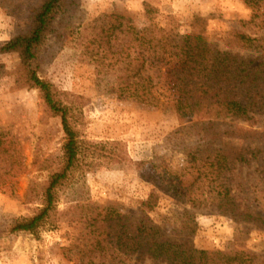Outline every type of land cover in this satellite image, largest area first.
<instances>
[{
    "label": "rangeland",
    "instance_id": "1",
    "mask_svg": "<svg viewBox=\"0 0 264 264\" xmlns=\"http://www.w3.org/2000/svg\"><path fill=\"white\" fill-rule=\"evenodd\" d=\"M43 1L0 0V48L30 30L29 15ZM145 4L156 23L166 26L172 18L181 34L192 32L199 17L214 49L241 54L255 66L264 63V0H65L34 68L69 109L78 160L55 191L52 221L36 235L12 233L15 222L42 208L38 186L65 166V134L40 91L22 79L19 56L0 54V264H81L76 249H84L81 235L88 231L81 216L88 212L75 207L92 208L90 215L102 220L109 213L139 217L152 193L158 204L149 217L172 242L206 252L249 251L264 264V225L236 220L219 207L229 196L241 211L264 220V114L253 123L202 115L180 120L179 95L166 79L151 73L146 92L142 85L121 91L109 68L112 56L94 57L90 25L120 13L144 29L152 22ZM234 32L251 37L253 46L232 48ZM212 121L223 132L244 129L260 138L243 142L223 134L211 151L202 127ZM241 152L247 162L235 160ZM185 213L197 227L194 237L181 229ZM92 255L98 259L100 252ZM117 256L124 264H167L123 251Z\"/></svg>",
    "mask_w": 264,
    "mask_h": 264
},
{
    "label": "trees",
    "instance_id": "2",
    "mask_svg": "<svg viewBox=\"0 0 264 264\" xmlns=\"http://www.w3.org/2000/svg\"><path fill=\"white\" fill-rule=\"evenodd\" d=\"M64 1L44 0L29 15L30 30L0 48V54L19 56L24 72L22 79L29 87L40 91L48 109L60 117L65 134V166L53 174L48 183L38 186L41 188L42 208L33 217L15 222L10 229L12 233L36 235L52 221L56 216L55 191L68 179L78 160L79 140L69 121V109L58 103L53 87L42 80L34 68L39 49ZM145 9L152 22L144 29H137L131 18L120 13L108 14L103 21L97 20L89 28L94 57L103 61L109 54L112 56L114 62L109 68L116 71L121 91L142 85L146 92L152 83L153 73L160 81L166 79L178 93L175 110L180 120L202 115L215 121L237 119L253 123L257 116L264 114V63L255 66L254 60H248L241 54L214 49L203 34L205 21L199 17H195L192 23V32L181 34L172 18H167L170 20L162 26L154 21L152 7L145 4ZM197 28L202 29L197 31ZM253 44L251 37L234 32L229 45L246 49ZM215 121L202 127L211 151L223 134L243 142L260 138L254 131L244 129L223 132L220 130L222 126ZM2 138L3 134H0V142ZM235 160L247 162V153H239ZM36 187L29 189L27 198ZM157 204L158 196L152 193L141 204L139 217L109 213L104 220L95 214L90 215L96 210L76 206L75 209L88 212L87 217L81 216V222L85 218L84 225L88 231L86 235H81L84 249H76L81 264H124L120 257H115L119 251L125 252L128 257L146 256L167 264H258L259 257L249 251L206 252L172 242L149 217V212ZM219 207L236 220L264 225L259 214L249 209L241 211L229 196L221 199ZM185 217L187 220L183 221L181 229L186 236L194 237L197 227L193 218L189 213H185ZM96 252H100L98 259L92 255Z\"/></svg>",
    "mask_w": 264,
    "mask_h": 264
}]
</instances>
